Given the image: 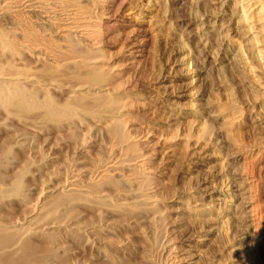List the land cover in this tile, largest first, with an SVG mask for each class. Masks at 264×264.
Masks as SVG:
<instances>
[{
  "label": "rangeland",
  "instance_id": "1",
  "mask_svg": "<svg viewBox=\"0 0 264 264\" xmlns=\"http://www.w3.org/2000/svg\"><path fill=\"white\" fill-rule=\"evenodd\" d=\"M158 1L108 0L107 2L106 0L105 4L104 0H101L106 7L111 3L110 5L114 7L113 10H118V12H115V14L117 13L116 15L113 14L114 12H112V15L111 13L109 15L106 14L107 12L105 13L104 10H102L104 11L102 12L97 10L98 8L92 9V16L94 21L96 20V26L94 27L95 29L91 28V30L101 31L103 37L98 31L93 34L94 40L92 43L96 45L90 43L89 45L91 46H89L88 43L82 42L86 48L85 50L81 48L83 49L82 56H85V62L89 67L91 68L92 66L91 69H93V66L96 64L94 68L95 70L98 68L99 70H97V72H99L97 73L94 69L93 70L99 74H96L97 79L100 77L113 78L116 74L117 77L113 78L115 83L113 87L108 89V91L110 90L113 93L107 92L109 94L106 96V92L103 91L102 95H105V98L107 97L106 99L101 96L102 99L104 98L103 101L101 98H98L100 101L98 100L99 102H97L95 98H89L91 101L93 99V101H95V103H90V100L87 102L85 101L88 97L87 99L83 97V100L79 97L78 100L71 97V94H66L61 91L62 88L60 89L57 87L60 89L58 90L57 88L55 89V85L53 86V77L56 76L58 79L60 76V80L63 79L66 81L67 78V80L72 79V81L69 82L71 84L76 82V84H74L75 87L78 86L76 88H79V92L83 91L81 84L78 85L79 79L73 80V78H71L74 74H71L70 78L68 74L66 78L65 71L63 70V73V71H61L62 69H59L61 64L66 65V60H71L69 62L76 63V65L80 66L81 61H78L80 59L72 55L70 56L68 51L72 43H68V41H62L64 43L60 42L58 39V34L60 32H57V30L53 32V28L49 27L52 29L50 30L48 27H45L43 22H39L42 18L41 15L30 13L23 0L20 4L19 12H15L14 9L8 7V0H0V15L2 10L5 11V9H7V18L0 19V122L3 121L0 123V144L6 142L3 144L4 146L0 145V147H7V150L5 148H2L4 151L0 149V153H5V157L1 154L0 157L8 159L4 160L5 164H1V166H5L2 167L3 169H0L5 172V177L10 176L6 178L7 180L11 181V177H14V181L15 179H19L20 181L23 180L21 182L20 191L25 194L24 192L29 190L26 192L25 197H27V201L30 200L31 202L28 203L34 206L38 198L40 199L46 196L47 190L53 187L54 190H56L53 192V195H50L53 198L51 200L49 197L50 199H48V202L54 201L53 199L56 200L57 197L55 198V195L60 198L58 195L60 191L58 190V186H60L59 181L62 179L64 180L66 177L68 179H73L72 176L75 175L77 178L79 177V184L86 185L92 181V179H97L94 177L95 175H93L95 171H98L103 165L105 167L108 166V164H114L113 167L111 166V169H117L108 172V175L110 174L109 176L121 180L123 177L121 178L119 174L122 172L121 169L124 165L125 167L128 166L131 170L135 167L132 171L125 168L123 169L122 176L125 178H123L125 181L123 179L121 180L123 186L124 183L129 185L128 182H131L130 185L133 186L131 187L125 184L126 186H124V188L122 187L123 190L121 194L118 193L115 185V188L113 187L112 183H110L111 181L109 182L110 184L108 182L102 184V186H100L102 189L97 188L99 191L102 190L100 191V193L103 192L101 194L102 197H109H105L107 200L104 198L107 201H105V205L102 199L99 206L97 204L95 208L88 207V209L83 208L81 210L83 214L80 215V213L79 216H81V221L84 220L83 228L85 229L81 228L79 229L81 232L76 231L74 234L72 233L73 235L68 237L67 235L70 229L68 230L67 227L66 230V226L63 227L60 238L62 235L63 237L61 240L59 239L60 242L62 241L60 244H66L64 245V249L68 248L66 254H69V257L72 255L71 257L77 258V260L75 259L77 262L75 264H108L109 262V264H114L113 260L116 262L115 264H142L145 260V264H264V246L256 243L253 238L254 235L257 237L261 234L264 237V96L261 94L264 92V89H262V85L260 86L264 80L261 79L264 77V66L261 65L263 64L261 60H258L259 58L254 51L255 48L252 50L253 42H251L250 33L248 34L247 27L244 25L245 23L240 19L239 3L238 5L235 4V0H208L204 4L199 3L197 0ZM45 4L46 8L48 7L50 11L52 10L51 15H53V10L54 12L55 10L57 11L55 14L59 20L72 13L71 7H64L66 8L64 9L63 6L57 4L55 5L56 7L53 8L52 0H46ZM163 4H165V8L167 7V9L164 8ZM159 6L161 7L159 8ZM115 7L118 9L115 10ZM99 11L104 16L101 15ZM108 15L110 17H107ZM8 18L11 19L9 20ZM26 19H29L28 22ZM238 19L241 22L240 24ZM30 25L32 27H30ZM35 25L37 27H35ZM32 28L34 29L31 30ZM36 34L45 39L46 42H44L47 46L43 45V47H37L34 44V39L32 40V38H35L33 36H36ZM25 35L29 37L32 43L27 42L26 37H24ZM4 38L5 40L2 42ZM50 39L51 41H55V45L53 42L49 41ZM77 42L79 41L77 40ZM77 42L74 43V46L83 45L80 44L81 42L77 45ZM48 45L50 46L49 48L54 47L56 50L58 49L59 51L55 50L58 54L63 50L61 57L65 59H60L61 61L63 60V62L60 61V63L59 59L56 60L55 57H53V51L51 52L53 49H48ZM64 45H67L68 49H64ZM86 46H88L89 49ZM45 51H49L50 54ZM84 51L88 52L87 54L90 56H87ZM65 54H67V57ZM59 56L60 55L56 58H61ZM90 58H92V60ZM35 59L38 60L36 61ZM75 59H77V62H74ZM56 63L58 64L56 65ZM13 64L14 66H10ZM65 65L62 67H65ZM2 72L6 73V76L5 74L2 76ZM261 72L263 74L262 76ZM60 73L63 75H60ZM254 74H256V76ZM83 75L79 77L85 78L86 74ZM14 76L17 77V79ZM258 76L262 82L259 79V83H257L258 79L254 77ZM42 80H46L44 84H42ZM8 86L11 87L8 88ZM16 87L18 90H16ZM112 88L113 90H111ZM95 92L101 94L102 91L100 92L99 89L92 91V93ZM10 93L13 95L5 96V94ZM1 94L5 98L2 97ZM256 95L258 97H256ZM75 99L77 101H74ZM105 100L107 102H104ZM78 101L80 103L83 102V104L87 103V105L85 104V106H83L80 103L78 104ZM69 104L73 107H68ZM74 105L75 107L79 106V108L76 107L77 110L73 109L75 108ZM113 105L116 108L120 106V110L117 111L115 108L117 112L111 113L112 111H108L110 108L113 110ZM81 106L83 107L81 108ZM118 112L119 114H117ZM225 119L228 122L234 119L232 121L234 125L231 123L228 127L229 131H232V135H234H230L234 138L233 143L230 142V139L228 140L226 132L221 130L222 126L220 124ZM49 121L50 123L48 124L47 122ZM116 122L121 130H123L122 135L126 136H124L125 140L128 141L127 144L126 141H124L126 146H128L129 143L131 144L132 140V146L134 143V145L137 144L136 148L134 147L136 151L131 150L134 149L132 146V148L129 147L130 151L124 148L125 144L123 143L122 147L120 146L121 144L118 145L119 147L113 146V144H111L113 143V137L111 140L107 139L108 137L105 135L110 134L109 137L111 138L113 130L117 127L113 125H116ZM61 123H63L65 127L61 126ZM59 124L62 127L61 129L60 126H58ZM107 126H109L112 131L109 130ZM69 127L73 128L70 129ZM130 135L131 137H129ZM176 135H178V138ZM139 141L141 143L145 142V144L149 143L150 148L141 147ZM236 141L237 143H235ZM183 143L186 145H183ZM6 144L10 145L8 146ZM103 145L105 147H103ZM172 145L175 147L174 149L176 151H173V148L169 147ZM110 147H113L114 150H116V148H124L128 150V154L127 151L124 152L125 150L122 149L123 152L117 153V156L113 153V148L112 151ZM234 147H236L237 150ZM233 148L235 150H233ZM149 150L151 151L149 152ZM152 150H154V152ZM145 153L147 155H145ZM137 155H143L142 157L144 160L149 163L145 165L147 171L145 168V170H143L145 171L144 173H142V170L136 168V165L143 160V158H138ZM134 159L136 160L134 161ZM99 160L101 164H99ZM122 162H128V164L125 163L122 166ZM99 165H101V167ZM260 166L261 168H259ZM90 169L91 171L94 170L92 171L93 173ZM15 175H17L16 177L19 176V178H15ZM86 176L88 178H86ZM144 176L147 178L145 179ZM159 176H161V183L156 182V178ZM143 177L145 180H143ZM129 178H131V181ZM10 181H8V183H10ZM54 182H57V184ZM56 185L57 188L55 187ZM235 185H242L246 188L244 196L247 197L246 201L248 200L249 205L246 209L248 214L247 221L240 220L236 217L234 218V216L231 215L233 210L232 205L241 202L239 195L236 194L237 188ZM25 186L27 190H25ZM157 189H159V192ZM109 190H112V192L110 193ZM113 190L115 193H113ZM156 191L157 193H154ZM56 192H58V194H56ZM142 192H144L143 194H148L150 197L152 195L150 202L149 199L148 203L147 199H136V196L139 197V194L142 195ZM159 193L160 195H158ZM117 196H119V198ZM109 199H112L111 202ZM119 200L122 201L119 203ZM188 201L193 210H197L200 214L202 213L200 216L201 219H185L187 218L185 207ZM55 202L51 203L53 207L57 204ZM83 202L89 203V200L87 199ZM134 202H139L141 205L143 204L144 207L141 206L143 209H141L139 205L136 206L138 207L137 209L133 207L132 204H134ZM121 206L124 208L122 207V209H120ZM131 206L132 208H130ZM147 206L151 207L149 209L152 211L148 218L151 215L153 216L149 219H147V217L140 218L143 214L142 212H138L141 214H138L140 216H138V218H140L138 219L136 216L137 213L135 212L137 210H147ZM103 207L104 212H102ZM133 208L136 211H134ZM24 209L26 208L24 207L22 209H16L14 212L12 211L14 213L13 216L17 215L18 217L27 215ZM106 210L114 211V214H112L113 216L110 215L109 218L111 219L108 218V221H106L107 219L105 216L106 220L102 218V215L106 214ZM148 211V213H150V210ZM131 214L134 216H131ZM216 216L219 218H215ZM134 218L138 219H136L137 223H135ZM122 220L124 221L122 222ZM158 220H160V222ZM116 221L117 223H115ZM21 226L23 227V225ZM91 226L94 228L92 232L89 231ZM101 233L104 234L102 235ZM97 234L99 235L97 236ZM80 236L82 238L84 236V238L81 239ZM155 238L156 240H154ZM67 243L72 246L70 247ZM54 244L55 246L57 245L53 243V247ZM60 244L58 241V245ZM171 244L179 246V248L176 249L177 253L174 252L175 250L172 252L168 250L171 249ZM155 248L156 251H154ZM242 248H244V250ZM39 249L40 248H38V250ZM64 249L61 248V250ZM41 251L43 252V250H40V253ZM182 251H186V255L188 256L178 261L176 259V254H180ZM98 252L99 254H97ZM44 253L45 252H43V254ZM44 255L46 257V254ZM44 255L39 256L44 258ZM75 255H77V257ZM106 255L108 259H106Z\"/></svg>",
  "mask_w": 264,
  "mask_h": 264
},
{
  "label": "bare ground",
  "instance_id": "2",
  "mask_svg": "<svg viewBox=\"0 0 264 264\" xmlns=\"http://www.w3.org/2000/svg\"><path fill=\"white\" fill-rule=\"evenodd\" d=\"M7 1V0H6ZM9 2H7V4L9 5L8 7H10V8H12V9H14V11L15 12H19L20 11V4L22 3V0H8ZM24 1V3L26 4H24L25 6H27V8H28V11L31 13H37V14H40L41 15V21H39V22H43L44 23V25H45V27H50V28H53V32H55L56 30H57V32H60L58 35V39L60 40V42H62V41H68V43H72L71 45V47H70V49L68 50L69 51V53H70V56L72 55L73 57H78L80 60H78V61H81V63H80V66L79 65H76V63H73V62H69V61H71V60H69V61H67L66 60V65H65V67H62V66H64L63 64H61V66H60V68L59 69H62L61 71H65V74H66V78H67V75L69 76V78H70V75L71 74H74L73 76H71V78H73V80H78L79 79V81H78V85H80L81 84V86L83 87V91H80V92H82V93H80L79 92V88H76V87H78V86H76L75 87V85L74 84H76V82L72 85L69 81H72V79H70V80H67L66 78H64V79H66V81H64L62 78V80H60L59 78H60V76H59V78L57 79L56 78V76L55 77H53V86L55 85L56 87H55V89L58 87V88H62V90L61 91H63V92H65L66 94H71V97H74V98H76V99H78L79 97H80V99L81 100H83L84 98L83 97H86L85 99H87V97H88V99L87 100H85L86 102L87 101H89L90 99H92V98H95L96 99V101L97 102H99L100 100V98L102 99V97H104L105 98V95H102L103 94V91H105L104 93L106 94V96H107V94H109V93H107V92H111L110 90L108 91V89H110L111 87H113V84H115L114 83V80H113V78L114 77H117V74H116V76L114 75L113 76V78H103V77H100L99 79H97V75H99V74H97L98 72H97V70H99L98 68H97V70H95V66H96V64H95V66H93V69L97 72H95L93 69H91L92 68V66H91V68L89 67V65L85 62V56H82L83 54V49H81V48H84V50L86 49L85 48V45L83 44V43H88V45L91 43L92 45L94 44V43H92L93 42V34L95 33V32H98L99 30H91V28H93V29H95L94 27L96 26V24H95V21H94V19H93V16H92V9L94 8V9H96V8H98L97 10H100V11H102V10H104L105 11V13L106 14H109L110 15V13H111V15H112V12H114L113 14H115V12H118V10L117 11H114L113 10V6H111L109 3H107V4H109L107 7H106V0H104V2H105V4L104 3H102L101 2V0H52L53 1V8H55L56 6L55 5H57V4H59V5H61V6H63V8L64 7H71V10H72V13H70V14H68V15H66L65 17H63V18H60L61 20H59V18L56 16V10H55V12H54V10H53V15H51L52 14V10L50 11L49 9H48V7L46 8L45 7V2H46V0H23ZM158 1V0H157ZM161 1V0H160ZM199 3H206L208 0H197ZM210 1V0H209ZM224 1V0H223ZM2 2V1H1ZM107 2H108V0H107ZM159 2V1H158ZM171 2V1H170ZM196 2V1H195ZM197 2V3H198ZM113 3V2H112ZM123 3V2H122ZM238 3H239V12H240V19H241V21L242 22H244L245 24L244 25H246L245 27H247V31H248V34L250 35V37H251V39H252V41L251 42H253V49L252 50H254V48H255V52H256V56L259 58L258 60L260 61L261 60V62L263 63V64H261V65H263L264 66V0H235V4H237L238 5ZM5 4H6V2H5ZM104 4V5H103ZM167 4V3H166ZM202 4V5H203ZM115 5V4H114ZM164 5V8H165V4H163ZM168 5V4H167ZM199 5V4H198ZM49 6V5H48ZM236 6V5H235ZM117 7V6H116ZM115 7V10L116 9H118V8H116ZM161 6H159V8H160ZM176 7V6H175ZM206 7V6H205ZM215 7V6H214ZM213 7V8H214ZM219 7V6H218ZM9 8V9H10ZM62 8V7H61ZM67 8V9H68ZM164 8H162V9H164ZM170 8V7H169ZM209 8V7H208ZM212 8V7H211ZM51 9V8H50ZM64 9H66V8H64ZM63 9V10H64ZM165 9H167V7L165 8ZM164 9V10H165ZM173 9V8H172ZM7 9H5V11H3L2 10V13H1V15H0V19H2V18H7V11H6ZM96 10V11H97ZM169 10V9H168ZM210 10V9H209ZM218 10V9H217ZM11 11V10H10ZM67 11V10H66ZM96 11H94V12H96ZM99 11V12H100ZM104 11H102V12H104ZM233 11V10H232ZM67 12H69V11H67ZM71 12V11H70ZM98 12V11H97ZM160 12V11H159ZM104 13V14H105ZM163 13H164V11H163ZM162 13V14H163ZM195 13V12H194ZM232 13V12H231ZM234 13H235V11H234ZM12 14V13H11ZM60 14V13H59ZM100 14H101V12H100ZM117 14V13H116ZM115 14V15H116ZM160 14V13H159ZM16 15H19V14H16ZM39 15V16H40ZM101 15H103V14H101ZM107 16V17H110V16ZM114 15V16H115ZM167 15V14H166ZM53 16V17H52ZM104 16V15H103ZM22 17V16H21ZM16 18V17H15ZM115 18V17H114ZM9 19V18H8ZM11 19V18H10ZM9 19V20H10ZM14 19V18H13ZM20 19V18H19ZM99 19V18H98ZM97 19V20H98ZM15 20V19H14ZM13 20V21H14ZM27 20V19H26ZM29 20V19H28ZM28 20H27V22H28ZM101 20V19H100ZM239 20V19H238ZM25 21V20H24ZM31 21V20H30ZM59 21V22H58ZM107 21V20H106ZM3 22V21H2ZM2 22H1V24H2ZM26 22V23H27ZM97 22H99V21H97ZM96 22V23H97ZM239 22V24L241 23L240 22V20L238 21ZM214 23V22H213ZM9 24V23H8ZM28 24V23H27ZM26 24V25H27ZM104 24V23H103ZM108 24V23H107ZM227 24V23H226ZM243 24V23H242ZM7 25V24H6ZM106 25V24H105ZM104 25V26H105ZM203 25V24H202ZM107 26V25H106ZM105 26V27H106ZM214 26V25H213ZM222 26H223V24H222ZM13 27V26H12ZM29 27V26H28ZM30 27H32L31 25H30ZM35 27H37L36 25H35ZM198 27V26H197ZM203 27V26H202ZM227 27H229V26H227ZM4 28H5V25H4ZM26 28V27H25ZM49 28V29H50ZM222 28V27H221ZM221 28H220V30H221ZM242 28V27H241ZM7 29V28H6ZM34 28H32L31 30H33ZM36 29V28H35ZM99 29V28H98ZM243 29V28H242ZM17 30H19V29H17ZM25 30V29H24ZM50 30H52V29H50ZM105 30V29H104ZM241 30V29H240ZM29 31V30H28ZM228 31V30H227ZM245 31V30H244ZM32 32V31H31ZM36 32V31H35ZM38 32V31H37ZM40 32V31H39ZM47 32H49V31H47ZM223 32V31H222ZM241 32V31H240ZM99 33L101 34V31H99ZM206 33V32H205ZM209 33V32H208ZM35 34V33H34ZM40 34V33H39ZM38 34V35H39ZM226 34H228V33H226ZM248 34H247V36H248ZM1 35V34H0ZM102 35V34H101ZM42 36V35H41ZM77 36V37H76ZM24 37H26V39H27V42H31L32 43V41L31 40H29V37L27 36V35H25ZM33 37H35V38H32V40L34 41V44L37 46V47H43V45H45V46H47L46 45V41H45V39H43L42 37H39V36H37V34H36V36L34 35ZM45 37V36H44ZM102 37H103V35H102ZM46 38H48V37H46ZM243 38V37H242ZM2 39V38H1ZM7 39V38H6ZM31 39V38H30ZM52 39V38H51ZM51 39L49 40L50 42H55V41H51ZM79 41V42H81L80 44H83L84 45V47H83V45H81V46H79L78 45V43L79 42H77V40ZM214 39V38H213ZM4 40H5V38L3 39V41L2 42H4ZM209 40V39H208ZM26 41V40H25ZM45 41V42H44ZM70 41V42H69ZM198 41V40H197ZM201 41V40H200ZM6 42V41H5ZM26 42V43H27ZM77 42V45L79 46V48H78V46L76 47V46H74V43H76ZM83 42V43H82ZM215 42H216V40H215ZM250 42V43H251ZM24 43V42H23ZM58 43V42H57ZM62 43H64V42H62ZM201 43V42H200ZM206 43V42H205ZM230 43V42H229ZM5 44V43H4ZM48 44H49V42H48ZM66 44V43H65ZM207 44V43H206ZM241 44V43H240ZM252 44V43H251ZM31 45V44H30ZM54 45H55V43H54ZM58 45V44H57ZM67 45H64L63 47H65L64 49H66L67 48ZM94 45H96V44H94ZM204 45V44H203ZM22 46V45H21ZM34 46V45H33ZM35 46V47H36ZM44 46V47H45ZM89 46H91V45H89ZM205 46V45H204ZM214 46V45H213ZM243 46V45H242ZM241 46V47H242ZM50 46L48 45V49H53V50H51V52L53 51V57H55V59L57 60V59H59V62L61 61L60 59H65L64 57L62 58L61 57V54H62V51H61V53L60 54H58L56 51H59L58 49L56 50V48H49ZM56 47V46H55ZM87 48H88V46H86ZM240 47V46H239ZM250 47V46H249ZM96 48V47H95ZM251 48V47H250ZM1 49V48H0ZM68 49V48H67ZM89 49V48H88ZM91 49V48H90ZM228 49V48H227ZM240 49V48H239ZM239 49H237V50H239ZM9 50V49H8ZM7 50V51H8ZM31 50V49H30ZM56 50V51H55ZM199 50V49H198ZM236 50V51H237ZM244 50V49H243ZM248 50V49H247ZM38 51H39V49H38ZM96 51V50H95ZM3 52V51H2ZM25 52H27V51H25ZM45 52H47V51H45ZM49 52V51H48ZM47 52V53H48ZM84 52H86V51H84ZM203 52V51H202ZM239 52V51H238ZM7 53V52H6ZM24 53V52H23ZM64 53H65V51H64ZM64 53H63V56H64ZM88 52H86V54H87ZM199 53H200V51H199ZM240 53V52H239ZM2 54V53H1ZM25 54V53H24ZM41 54V53H40ZM49 54H50V52H49ZM81 54V55H80ZM85 54V55H86ZM240 54H242V53H240ZM252 54V53H251ZM52 55V54H51ZM58 55H60L59 57H61V58H56ZM213 55V54H212ZM41 56H43V55H41ZM45 56V55H44ZM65 56L67 57V54H65ZM87 56H90L89 54H87ZM46 57V56H45ZM39 58V57H38ZM50 58V57H49ZM236 58V57H235ZM6 59V58H5ZM16 59V58H15ZM54 59V60H55ZM71 59H74V58H71ZM91 60H92V58H90ZM89 59V60H90ZM204 59V58H203ZM203 59H202V61H203ZM237 59V58H236ZM2 60V59H1ZM10 60V59H9ZM36 60V59H35ZM38 60V59H37ZM36 60V61H37ZM40 60V59H39ZM45 60V59H44ZM77 59H75V61L74 62H77L76 61ZM227 60V59H226ZM13 61V60H12ZM12 61H11V63H12ZM27 61V60H26ZM42 61H43V58H42ZM86 61H88V60H86ZM257 61V60H256ZM5 62V61H4ZM55 62V61H54ZM58 62V63H59ZM61 62H63V60L61 61ZM60 62V63H61ZM89 62V61H88ZM204 62V61H203ZM249 62V61H248ZM260 62V63H261ZM2 63V62H1ZM23 63V62H22ZM30 63V62H29ZM46 63H47V61H46ZM58 63H56V65L58 64ZM253 63V62H252ZM19 64V63H18ZM26 64V63H25ZM48 64V63H47ZM6 65V64H5ZM16 65V64H15ZM38 65V64H37ZM55 65V64H54ZM53 65V66H54ZM92 65H93V63H92ZM200 65V64H199ZM10 66H14V64L13 65H10ZM10 66H8V67H10ZM46 66V65H45ZM262 66V67H263ZM57 67V66H56ZM55 67V68H56ZM59 67V66H58ZM98 67V66H97ZM101 67V66H100ZM104 67V66H103ZM10 68H13V67H10ZM20 68V67H19ZM65 68V69H64ZM250 68H252V67H250ZM9 69V68H8ZM15 69V68H14ZM32 69V68H31ZM263 69V68H262ZM6 70V69H5ZM12 70V69H11ZM104 70H105V68H104ZM248 70H250V69H248ZM60 71V72H61ZM64 71H63V73H64ZM18 72V71H17ZM252 72V71H251ZM257 72H259V71H257ZM3 73V72H2ZM24 73V72H23ZM58 73H59V71H58ZM118 73V72H117ZM119 73H121V72H119ZM125 73V72H124ZM209 73V72H208ZM255 73V72H254ZM5 74V76H6V73H3L2 74V76ZM64 74V75H65ZM77 76H76V75ZM83 74H86V77L85 78H80L79 76L80 75H83ZM97 74V75H96ZM113 74V73H112ZM260 74V73H259ZM264 74V73H263ZM262 74V72H261V76L263 75ZM8 75V74H7ZM19 75V74H18ZM27 75V74H26ZM60 75H63V74H61L60 73ZM255 76H256V74H254ZM34 76V75H33ZM84 76V75H83ZM112 76V75H111ZM110 76V77H111ZM264 76V75H263ZM15 77V76H14ZM38 77V76H37ZM63 77V76H62ZM119 77V76H118ZM259 77V76H258ZM258 77H254V78H257L258 79V82L257 83H259V79H260V77L258 78ZM5 78V77H4ZM16 79H17V77H15ZM31 78V77H30ZM51 79V78H50ZM256 79V80H257ZM261 79H264V77H262ZM260 79V81L262 82V80ZM32 80H33V78H32ZM36 80V79H35ZM35 80H34V83H35ZM117 80V79H116ZM222 80H224V79H222ZM4 81V80H3ZM6 81H8V80H6ZM43 81V83L42 84H44V81H46V80H42ZM41 81V82H42ZM51 81V80H50ZM241 81V80H240ZM36 82H38V81H36ZM239 82V81H238ZM260 82V83H261ZM14 83V82H13ZM39 83V82H38ZM47 83V82H46ZM51 83V82H50ZM49 83V84H50ZM240 83V82H239ZM242 83V82H241ZM253 84V83H252ZM40 85V84H39ZM258 85V84H257ZM262 85V89H264V80H263V82L260 84V86ZM80 86V88L82 89V87ZM1 87V86H0ZM5 87V86H4ZM7 87V86H6ZM9 87H11V86H8V88ZM42 87V86H41ZM134 87V86H133ZM133 87H131V88H133ZM247 87V86H246ZM57 88V89H58ZM221 88V87H220ZM5 89V88H4ZM14 89V88H13ZM60 89H58V90H60ZM95 89H99L100 90V92H101V94L100 93H92V91L93 90H95ZM116 89V88H115ZM261 89V90H262ZM7 90V89H6ZM5 90V91H6ZM16 90H18L17 89V87H16ZM107 90V91H106ZM111 90H113V88L111 89ZM256 90V89H255ZM98 91V90H97ZM233 91V90H232ZM235 91V90H234ZM258 91V90H257ZM0 92H1V90H0ZM11 92V91H10ZM17 92V91H16ZM15 92V93H16ZM262 92H263V90H262ZM4 93V92H3ZM2 93V94H3ZM8 93H9V90H8ZM14 93V92H13ZM111 93H113V92H111ZM110 93V94H111ZM124 93V92H123ZM259 93V92H258ZM264 93V92H263ZM263 93H261L263 96H264V94ZM1 94V95H2ZM12 93H10V94H5V96H7V95H11ZM125 94V93H124ZM13 95V94H12ZM11 95V96H12ZM72 95H74V96H72ZM258 95V94H257ZM256 95V97H258ZM69 96V95H68ZM102 96V97H101ZM109 96V95H108ZM238 96V95H237ZM259 96H261V95H259ZM2 97H4L3 95H2ZM1 98V97H0ZM5 98V97H4ZM6 98H8V97H6ZM90 98V99H89ZM99 98V99H98ZM103 98V99H104ZM107 98V97H106ZM105 98V99H106ZM10 99V98H9ZM11 99H12V97H11ZM74 100V101H77V100ZM103 99H102V101H103ZM114 99V98H113ZM123 99V98H122ZM128 99V98H127ZM254 99H256V98H254ZM261 99V98H260ZM15 100V99H14ZM24 100V99H23ZM79 100V99H78ZM94 100V99H93ZM91 101L90 100V103L92 102V103H95V101ZM99 100V101H98ZM0 101H1V99H0ZM3 101V100H2ZM235 101V100H234ZM256 101V100H255ZM259 101V100H258ZM18 102V101H17ZM97 102H96V104H97ZM104 102H107L106 100L104 101ZM77 103V102H76ZM76 103H73V104H76ZM80 102L78 101V104H79ZM90 103H88V104H90ZM112 103H113V101H112ZM20 104V103H19ZM77 104V105H78ZM80 104H82L83 106H85V104L87 105V103H85V104H83V102L82 103H80ZM101 104V103H100ZM105 104V103H104ZM91 105V104H90ZM106 105V104H105ZM219 105V104H218ZM83 106H81V108L83 107ZM95 106V105H94ZM114 106V105H113ZM117 106V105H116ZM235 106V105H234ZM263 106V105H262ZM20 107H21V105H20ZM68 107H71V104H69V106ZM73 107V106H72ZM71 107V108H72ZM74 107H75V105H74ZM77 107V106H76ZM76 107L75 108H73V109H76ZM105 107V106H104ZM124 107V106H123ZM230 107V106H229ZM24 108V107H23ZM70 108V109H71ZM77 108H79V106L77 107ZM92 108V107H91ZM96 108V107H95ZM113 108V110L110 108V110H108V111H112L111 113H113V112H117V111H119L120 109V106L118 107L117 106V108L114 106V107H112ZM115 108L117 109V111L115 110ZM262 108V107H261ZM68 109V108H67ZM72 109V110H73ZM235 109H236V107H235ZM234 109V110H235ZM77 110V109H76ZM97 110V109H96ZM115 110V111H114ZM240 110V109H239ZM239 110H236V111H239ZM252 110V109H251ZM74 111V110H73ZM104 111V110H103ZM232 111V110H231ZM70 112V111H69ZM82 112V111H81ZM106 112H107V109H106ZM248 112V111H247ZM251 112V111H250ZM249 112V113H250ZM74 113V112H73ZM83 113V112H82ZM85 113V112H84ZM229 113H230V111H229ZM232 113V112H231ZM235 113V112H234ZM238 113V112H237ZM237 113H236V115H237ZM252 113V112H251ZM70 114V113H69ZM72 114V113H71ZM117 114H119V112L117 113ZM54 115V114H53ZM244 115V114H243ZM242 115V116H243ZM105 116V115H104ZM109 116V115H108ZM227 116V115H226ZM229 116V115H228ZM240 116V115H239ZM71 117V116H70ZM241 117V116H240ZM87 118V117H86ZM109 118V117H108ZM107 118V119H108ZM175 118V117H174ZM72 119V118H71ZM81 119V118H80ZM227 119V118H226ZM226 119L225 120H223L222 121V123L220 124L222 127V129L221 130H223L224 132H226V136H228V140L230 139V142H234V138H232L230 135H232L233 134V132L231 133L230 131H229V124L231 125V123H232V121L234 120H230L229 122L228 121H226ZM69 120V119H68ZM103 120V119H102ZM101 120V121H102ZM115 120H117V119H115ZM123 120V119H122ZM236 120V119H235ZM22 121V120H21ZM112 121V120H111ZM251 121V120H250ZM1 122H3V121H1ZM0 122V123H1ZM45 122V121H44ZM43 122V123H44ZM77 122V121H76ZM118 122V121H117ZM117 122H116V125L115 124H113L114 126H117V127H115V129L113 130V135L111 136V138L109 137L110 136V134H109V131H108V134L109 135H105L106 137H108L107 139H112V137H113V139H112V142L113 143H111V142H109V143H111V144H113V146H117V147H119L118 145H120L121 147H122V143L123 144H125V142L124 141H126L125 140V138H124V136L125 135H122L123 134V130H121V128H120V126H118L117 125ZM6 123V122H5ZM48 124L50 123V121L49 122H47ZM87 123V122H86ZM99 123V122H98ZM107 123V122H106ZM7 124V123H6ZM45 124H46V122H45ZM45 124H44V126H45ZM52 124V123H51ZM55 124H57V123H55ZM62 125L61 126H63V127H65L64 125H63V123H61ZM66 124V123H65ZM122 124V123H121ZM53 125V124H52ZM76 125V124H75ZM120 125V124H119ZM232 125H234L233 123H232ZM1 126V125H0ZM14 126V125H13ZM50 126V125H49ZM58 126H60V124L58 125ZM60 126V129L62 128ZM67 126H68V124H67ZM67 126H66V128H67ZM72 126H73V124H72ZM78 126V125H77ZM56 127V126H55ZM109 126H107V128H108ZM121 127H123V126H121ZM2 128V127H1ZM8 128V127H7ZM45 128V127H44ZM43 128V129H44ZM57 128V127H56ZM59 128V127H58ZM70 129H72L71 127H69ZM68 128V129H69ZM106 128V127H105ZM106 128V129H107ZM112 128H114V127H112ZM120 128V129H119ZM220 128V127H219ZM53 129V128H52ZM67 129V130H68ZM130 129V128H129ZM8 130V129H7ZM18 130V129H17ZM55 130V129H54ZM105 130V129H104ZM109 130H111L112 131V129H110V127H109ZM135 130V129H134ZM4 131V130H3ZM106 131V130H105ZM0 132H1V130H0ZM59 132V131H58ZM69 132H70V130H69ZM231 134H230V133ZM12 133V132H11ZM105 133V132H104ZM68 134V133H67ZM66 134V135H67ZM77 134V133H76ZM79 134V133H78ZM107 134V133H106ZM205 134V133H204ZM207 134V133H206ZM22 135V134H21ZM102 135V134H101ZM209 135H211V134H209ZM103 136V135H102ZM128 136V135H127ZM177 136V138H178V135H176ZM175 136V137H176ZM184 136V135H183ZM232 136H234V135H232ZM13 137H14V135H13ZM19 137H21V136H19ZM25 137V136H24ZM126 137V136H125ZM129 137H131V135L129 136ZM262 137V136H261ZM18 138V137H17ZM16 138V139H17ZM72 138V137H71ZM75 138V137H74ZM180 138H181V136H180ZM193 138V137H192ZM209 138V137H208ZM211 138V137H210ZM87 139V138H86ZM94 139V138H93ZM103 139V138H102ZM101 139V140H102ZM127 139V138H126ZM174 139V138H173ZM182 139V138H181ZM183 139H184V137H183ZM186 139V138H185ZM204 139V138H203ZM1 140V139H0ZM79 140V139H78ZM109 140V141H110ZM136 140V139H135ZM172 140V139H171ZM177 140V139H176ZM187 140V139H186ZM185 140V141H186ZM210 140V139H209ZM236 140V139H235ZM26 141H27V138H26ZM81 141V140H80ZM83 141V140H82ZM87 141V140H86ZM85 141V142H86ZM88 141H90V140H88ZM196 141H198V140H196ZM206 141H208V140H206ZM17 142V141H16ZM24 142H25V140H24ZM93 142V141H92ZM140 142V141H139ZM156 142H159V141H156ZM187 142V141H186ZM185 142V143H186ZM210 142V141H209ZM229 142V143H230ZM6 142H4L3 144H5ZM22 143H23V140H22ZM75 143V142H74ZM83 143V142H82ZM102 143V142H101ZM104 143V142H103ZM107 143H108V141H107ZM128 143V141H126V144ZM134 143V142H133ZM141 143V142H140ZM185 143H183V145L185 144ZM198 143V142H197ZM214 143V142H213ZM235 143H237V141L235 142ZM234 143V144H235ZM3 144H0L1 146H4ZM14 144V143H13ZM100 144V143H99ZM126 144H125V147L124 148H126V149H128L129 151H130V148L129 147H131L132 145V140H131V144H130V146H129V144H128V146H126ZM135 144V143H134ZM133 144V148L135 147L136 148V145H134ZM162 144H164V143H162ZM186 144H188V143H186ZM185 144V145H186ZM207 144H208V142H207ZM233 144V145H234ZM6 145H10V144H6ZM79 145V144H78ZM83 145V144H82ZM110 145V144H109ZM141 145V147L143 146V147H147V148H150V144L149 143H147V144H145V142L144 143H141L140 144ZM155 145H157V144H155ZM237 145V144H236ZM235 145V146H236ZM18 146V145H17ZM69 146V145H68ZM74 146H75V144H74ZM73 146V147H74ZM98 146V145H97ZM153 146V145H152ZM241 146V145H240ZM239 146V147H240ZM80 147V146H79ZM103 147H105L104 145H103ZM131 147V148H132ZM169 147H172L173 149V151H176L174 148V146L172 145V146H169ZM232 147V146H231ZM238 147V148H239ZM2 148H5V147H2ZM1 147H0V149H2ZM77 148V147H76ZM111 148V150H112V148L113 147H110ZM116 148V147H115ZM124 148H116V150H114V148H113V150H114V152L113 153H115V155H117V153L119 154L120 152H123V150L122 149H124ZM131 149V150H134V151H136V149ZM153 148V147H152ZM155 148V147H154ZM153 148V149H154ZM177 148V147H176ZM234 148H236V147H234ZM233 148V150H235ZM6 150H7V147L5 148ZM14 149V148H13ZM75 149V148H74ZM79 149H81V148H79ZM87 149V148H86ZM104 149H107V148H104ZM103 149V150H104ZM143 149V148H142ZM156 149V148H155ZM171 149V148H170ZM178 149V148H177ZM181 149V148H180ZM3 150V149H2ZM1 150V151H2ZM76 150H78V149H76ZM101 150V149H100ZM102 150V151H103ZM108 150V149H107ZM112 150V151H113ZM125 150V149H124ZM128 150H125L124 152H126L127 151V154H128ZM148 150V149H147ZM236 150H237V148H236ZM4 151V150H3ZM133 151V152H134ZM151 150H149V152H150ZM153 152H154V150H152ZM179 151V150H178ZM183 151V150H182ZM262 151V150H261ZM260 151V152H261ZM4 152H1L0 154L1 155H4V157H5V153L3 154ZM130 153V152H129ZM135 153H137V152H135ZM134 153V154H135ZM176 153V152H175ZM184 153V152H183ZM188 153V152H187ZM109 154V153H108ZM122 154V153H121ZM193 154V153H192ZM110 155V154H109ZM145 155H147L146 153H145ZM145 155H144V157H145ZM148 155H149V153H148ZM172 155V154H171ZM6 156H8V155H6ZM12 156V155H11ZM118 156V155H117ZM116 156V157H117ZM128 156V155H127ZM127 156H126V158H127ZM138 156V155H137ZM143 155H140V156H138V158H143L142 157ZM2 158V157H0V168H2V167H4V166H1V164H5V162H4V160H8V159H5V158ZM86 157V156H85ZM96 157V156H95ZM100 157V156H99ZM99 157H97V158H99ZM120 157H121V155H120ZM132 157V156H131ZM135 157V156H134ZM11 158V157H10ZM9 158V159H10ZM87 158V157H86ZM90 158V157H89ZM102 158V157H101ZM135 158H137V157H135ZM137 158V159H138ZM148 158V157H147ZM255 158V157H254ZM2 159H3V161H2ZM114 159V158H113ZM118 159V158H117ZM125 159V158H124ZM128 159V158H127ZM126 159V160H127ZM129 159H131V158H129ZM163 159V158H162ZM92 160V159H91ZM103 160V159H102ZM125 160V161H126ZM132 160H133V158H132ZM136 159H134V161H135ZM225 160V159H224ZM16 161V160H15ZM31 161V160H30ZM104 161V160H103ZM115 161V160H114ZM123 161V160H122ZM128 161V160H127ZM131 161V160H130ZM129 161V162H130ZM150 161V160H149ZM244 161V160H243ZM19 162V161H18ZM108 163H110L109 161H107ZM132 162V161H131ZM93 163H94V161H93ZM107 163V164H108ZM112 163H114V162H112ZM125 163H127L128 164V162H122V166H123V164H125ZM151 163V162H150ZM160 163V162H159ZM244 163V162H243ZM28 164V163H27ZM91 164V163H90ZM99 164H101V162H100V160H99ZM147 164H149V163H147V161L146 160H144V158H143V160H141L137 165H136V168L137 169H140V170H142V173H144L145 171H143V170H145V168H146V171H147V167L145 166V165H147ZM231 164V163H230ZM45 165H47V164H45ZM103 165V164H102ZM113 165L114 164H108V166H105L104 167V165L101 167V165H99L101 168L100 169H98V171H95L94 173L92 172V171H94V170H92L91 171V169H90V171L93 173V175H95L94 177L95 178H97V179H92V181H88L89 183H87L86 185H82V184H79V177L77 178L75 175H73L72 176V178L73 179H71V178H67L66 176V178L63 180L62 178V180H60L59 182V184H60V186H58L59 188H58V190H60L59 191V194H58V192H56V194H58L59 195V197L60 198H58V196L57 195H55L54 197L56 198L57 197V201L55 200V199H53L54 201H51L52 200V198L53 197H51L50 195H53V192L56 190H54V187L51 189H48L47 187V189L49 190H47V195L46 196H44V197H41L40 199L38 198V200H37V202H36V205H34V206H31L30 205V200L29 201H27L28 199H27V197H25L26 196V192L27 191H29V190H27L26 188V186H25V190H27L26 192H24L25 194H23V192L22 191H20V187H21V185H22V181H20L19 179H15V181L13 180V178L14 177H11V181L10 180H7L6 178H9V177H5L6 175H5V172H3L1 169H0V264H75V263H77L76 262V260H77V258H74V257H69V254L67 255L66 253V251H68V248L67 249H64L65 248V246L64 245H66V244H64V243H62V244H60L61 242H60V240H61V238L63 237V235H62V237L60 238V236H61V232H62V230H63V227L64 226H66V230H67V227H68V230L70 229V231H69V234L67 235L68 237H70L71 235H73L74 234V232H76V231H79V232H81V230H79V229H81V228H83L84 227V225H83V223H84V220L83 221H81L80 220V217L81 216H79V214L80 215H82L83 213L81 212V210L83 209V208H87L88 209V207H91V208H95V207H97V204H98V206H99V204L102 202V199H103V201H104V205H105V203L107 202L106 200V198H108L107 196H105V197H102V193H100V191H102V190H97V188H99V189H102V188H100V186H102V184H105L106 182H110V183H112V185H113V187H114V185H115V187H116V190L118 191V193H122V190H123V188H124V186H126V185H128L127 183H124V186H123V183H122V179L124 178V176H122V172L124 171L123 169L125 168V169H128V170H131L128 166H126L125 167V165H124V167H122V169H121V173L119 174V176L122 178L121 180H119V179H116V178H113V177H111V176H109L108 175V172H110V171H114L115 169H117V168H112L111 169V166L113 167ZM38 166V165H37ZM40 166V165H39ZM91 166V165H90ZM98 166V165H97ZM96 166V167H97ZM154 166V165H153ZM34 167V166H33ZM96 167H95V169H96ZM115 167H116V164H115ZM118 167V166H117ZM128 167V168H127ZM226 167V166H225ZM37 168V167H36ZM42 168H43V166H42ZM84 168H85V166H84ZM87 168V167H86ZM93 168V167H92ZM135 168V167H134ZM133 168V169H134ZM156 168V167H155ZM239 168V167H238ZM259 168H261V166L259 167ZM3 169V168H2ZM120 169H118V170H120ZM132 169V170H133ZM137 169H135V170H137ZM35 170V169H34ZM57 170V169H56ZM84 170V169H83ZM131 170V171H132ZM134 170V171H135ZM32 171H33V169H32ZM62 171V170H61ZM137 171H139V170H137ZM237 171V170H236ZM35 172V171H34ZM37 172H38V169H37ZM53 172V171H52ZM57 172V171H56ZM90 172V173H91ZM136 172V171H135ZM140 172V171H139ZM233 172H234V170H233ZM33 173V172H32ZM66 173V172H65ZM85 173V172H84ZM89 173V172H88ZM96 173V174H95ZM35 174V173H34ZM52 174V173H51ZM51 174H48V175H51ZM63 174V173H62ZM125 174V173H124ZM137 174V173H136ZM141 174V173H140ZM17 175H20V174H17ZM17 175H15V178H19V176L18 177H16ZM44 175V174H43ZM57 175V174H56ZM60 175V174H59ZM71 175V174H70ZM91 175V174H90ZM131 175V174H130ZM134 176H135V174H134ZM146 176V175H145ZM144 176V177H145ZM43 177H45V176H43ZM52 177V176H51ZM57 177V176H56ZM64 177V176H63ZM89 177H91V176H89ZM133 177V176H132ZM141 177V176H140ZM144 177H143V180H145L147 177H145V179H144ZM232 177V176H231ZM240 177V176H239ZM22 178V177H21ZM53 178V177H52ZM86 178H88L87 176H86ZM134 178V177H133ZM261 178V177H260ZM71 179V180H70ZM85 179V178H84ZM90 179V178H89ZM125 179V178H124ZM123 179V180H124ZM126 179H127V177H126ZM130 179V181H131V178H129ZM161 176H159V177H157L156 178V182L157 183H161ZM232 179V178H231ZM44 180V179H43ZM70 180V181H69ZM93 180H96V181H93ZM142 180V179H141ZM8 181H10V183H8ZM12 181H13V183H12ZM125 181V180H124ZM123 181V182H124ZM136 181V180H135ZM234 181V180H233ZM247 181V180H246ZM155 182V183H156ZM235 182V181H234ZM237 182V181H236ZM238 182H239V180H238ZM54 183H56L57 184V182H54ZM82 183V182H81ZM107 183V184H108ZM109 183V184H110ZM129 183V185H130V183L131 182H128ZM240 183V182H239ZM24 184V183H23ZM126 184V185H125ZM137 184H139V183H137ZM144 184V183H143ZM226 184V183H225ZM233 184V183H232ZM241 184H243V183H241ZM25 185H26V183H25ZM128 185V186H129ZM146 185V184H145ZM158 185V184H157ZM164 185V184H163ZM110 186V185H109ZM131 187L133 186V185H130ZM141 186V185H140ZM159 186V185H158ZM161 186H162V184H161ZM236 186V194H238L239 195V197H240V200H241V202L239 203V204H233L232 205V213H231V215H233L234 216V218L236 217V218H239L240 220H244V221H247V216H248V214H247V211H246V209L249 207V205H248V200L246 201V196H244V194H245V192H246V188L244 187V186H242V185H235ZM24 187V186H23ZM56 188H57V185L55 186ZM112 187V186H111ZM114 187V188H115ZM123 187V188H122ZM137 187V186H136ZM155 187V186H154ZM126 188V187H125ZM129 188V187H128ZM127 188V189H128ZM133 188H135V187H133ZM140 188V187H139ZM149 188V187H148ZM30 189V188H29ZM107 189V188H106ZM132 189V188H131ZM130 189V190H131ZM204 189V188H203ZM249 189V188H248ZM24 190V189H23ZM24 190V191H25ZM115 190V189H114ZM113 190V191H114ZM134 190V189H133ZM139 190V189H138ZM145 190V189H144ZM159 189H157V191H158ZM162 190V189H161ZM198 190V189H197ZM44 191H46V190H44ZM110 191V190H109ZM126 191V190H125ZM157 191L156 192H154V193H157ZM249 191V190H248ZM247 191V192H248ZM40 192V191H39ZM105 192V191H104ZM108 192V191H107ZM112 192V190L110 191V193ZM124 192V191H123ZM151 192V191H150ZM159 192V191H158ZM61 193V194H60ZM100 193V194H99ZM113 193H115V191L113 192ZM127 193V192H126ZM130 193H133V192H130ZM137 193V192H136ZM141 193V192H140ZM144 192H142V195L141 194H139L140 196L138 197V196H136V197H134V198H136V199H138V198H141V200H146L147 199V203H148V199H149V202H150V199H151V197H152V195H151V197L150 196H148V194L146 195V193L145 194H143ZM147 193H148V190H147ZM14 194H15V196H14ZM49 194V195H48ZM105 194H106V192H105ZM129 194V193H128ZM61 195V196H60ZM138 195V194H137ZM158 195H160V193L158 194ZM237 195V196H238ZM128 196V195H127ZM132 196V195H131ZM135 196V195H134ZM247 196H249V195H247ZM51 198V202H48V199H50ZM115 197V196H114ZM118 198H119V196H117ZM29 198V197H28ZM91 198V199H90ZM106 200H105V199ZM111 198V197H110ZM113 198V197H112ZM122 198V197H121ZM126 198V197H125ZM130 198H133V197H130ZM154 198V197H153ZM158 198V197H157ZM193 198V197H192ZM221 198V197H220ZM89 200V203H87V202H83L84 200ZM129 199V198H128ZM111 200L112 199H109V201L111 202ZM130 200H132V199H130ZM36 201V200H35ZM56 201V202H55ZM106 201V202H105ZM114 201V200H113ZM120 201H122V200H119V203H120ZM133 201V200H132ZM131 201V202H132ZM140 201V200H139ZM28 202H30V203H28ZM52 202H55V203H57V204H55L54 205V207H53V204L51 205V203ZM142 202V201H141ZM197 202V201H196ZM139 203V202H138ZM137 202H134V204H132V206L133 207H135L136 209L138 208V207H136V206H140V208H141V206H143V204H144V201H143V204L141 205L140 203L138 204ZM130 204V203H129ZM154 204V203H153ZM123 205H125V204H123ZM185 205V204H184ZM101 206V205H100ZM103 206V205H102ZM113 206H115V205H113ZM118 206V205H117ZM127 206H130V205H127ZM126 206V207H127ZM132 206L130 207V208H132ZM149 206V205H148ZM147 206V207H148ZM26 208V209H24V211H26V213H27V215H23V216H18L17 217V215H15V216H13V212H14V210H16V209H22V208ZM116 207V206H115ZM122 207L123 206H121V208L120 209H122ZM144 207V206H143ZM143 207L141 208V209H143ZM151 207H152V205H151ZM151 207H148L147 208V210H145L146 209V206H145V209L143 210V211H139V210H135L134 208H133V210L134 211H136L135 213H137V218H138V216L139 215H141V214H139L140 212H142V214H143V216H139L140 218H142V217H147V219H149V218H151V216H153V215H151L149 218H148V216L151 214V209H149V208H151ZM185 207V206H184ZM192 206H190L189 205V201L186 203V212H187V218H185V219H192V220H196L197 218L198 219H201L200 218V216H201V214L200 213H198L197 212V210H193L192 208H191ZM102 208V207H101ZM119 208V207H118ZM124 208V207H123ZM129 208V207H128ZM139 208V209H140ZM185 208H183V209H185ZM194 208V207H193ZM29 209V210H28ZM86 209V210H87ZM108 209H109V207H108ZM111 209V208H110ZM202 209H204V208H202ZM85 210V209H84ZM96 210H98V209H96ZM100 210H102V209H100ZM131 210V209H130ZM133 210H131V211H133ZM148 210H150V213H148L149 211ZM13 211V212H12ZM22 211V210H21ZM28 211V212H27ZM228 211V210H227ZM86 212V211H85ZM97 212V211H96ZM98 212H101V211H98ZM102 212H104V207H103V210H102ZM127 212H128V210H127ZM130 212V211H129ZM139 212V213H138ZM155 212H157V211H155ZM24 213V212H23ZM131 213V212H130ZM134 213V214H135ZM206 213V212H205ZM252 213V212H251ZM105 214V213H104ZM109 214V215H108ZM112 214H114V211L113 210H106V214L105 215H102V218L103 219H105V217H106V221H108L109 219H111V218H109L110 217V215H112ZM116 214V213H115ZM118 214H120V213H118ZM123 214V213H122ZM133 214V213H132ZM131 214V216H134V215H132ZM139 214V215H138ZM154 214V213H153ZM160 214V213H159ZM22 215V214H21ZM186 215V214H185ZM86 216V215H85ZM105 216V217H104ZM113 216V215H112ZM126 216V215H125ZM128 216V215H127ZM135 216V217H136ZM123 217V216H122ZM129 217V216H128ZM186 217V216H185ZM203 217V216H202ZM230 217H232V216H230ZM86 218V217H85ZM109 218V219H108ZM114 219H116L115 217H113ZM133 218V217H132ZM134 218L135 219V223H137L136 221L138 220V219H140V218ZM162 218V217H161ZM194 218H196V219H194ZM211 218H213V217H211ZM215 218H217V216L215 217ZM214 218V219H215ZM219 218V217H218ZM217 218V219H218ZM129 219V218H128ZM133 219V220H134ZM137 219V220H136ZM147 219H146V221H147ZM153 219V218H152ZM152 219H150V220H152ZM160 219V218H159ZM230 219V218H229ZM238 219V220H239ZM154 220V219H153ZM206 220V219H205ZM209 220V219H208ZM227 220V219H226ZM86 221H87V219H86ZM85 221V222H86ZM113 221V220H112ZM112 221H110V222H112ZM124 220H122V222H123ZM126 221V220H125ZM144 221H145V219H144ZM159 222H160V220H158ZM198 221V220H197ZM207 221V220H206ZM220 221V220H219ZM218 221V222H219ZM224 221V220H223ZM118 222H119V220H118ZM127 222H128V220H127ZM133 222V221H132ZM190 222V221H189ZM115 223H117V221L115 222ZM126 223V222H125ZM149 223V222H148ZM150 223H151V221H150ZM158 223V222H157ZM65 224V225H64ZM91 224H92V222H91ZM90 224V225H91ZM104 224V223H103ZM108 224V223H107ZM144 224V223H143ZM190 224V223H189ZM21 225H23V227L21 226ZM25 225H27V226H25ZM33 225V226H32ZM96 225V224H95ZM106 225V224H105ZM118 225V224H117ZM116 225V226H117ZM120 225V224H119ZM125 225V224H124ZM136 225V224H135ZM145 225V224H144ZM147 225V224H146ZM193 225V224H192ZM248 225V224H247ZM25 226V227H24ZM143 226V225H142ZM243 226V225H242ZM70 227V228H69ZM97 227V226H96ZM120 227V226H119ZM138 227V226H137ZM154 227V226H153ZM221 227V226H220ZM248 227V226H247ZM251 227V226H250ZM89 228V227H88ZM100 228V227H99ZM112 228V227H111ZM123 228H124V226H123ZM151 228V227H150ZM215 228V227H214ZM83 229H85V228H83ZM86 229H87V227H86ZM90 229V230H89ZM88 230L90 231V232H92L93 231V226H91L90 228H89ZM97 229V228H96ZM112 229H114V228H112ZM117 229V228H116ZM119 229V228H118ZM126 229H127V227H126ZM138 229V228H137ZM136 229V230H137ZM153 229V228H152ZM66 230H65V232H66ZM109 231H110V229H109ZM128 231V230H127ZM138 231V230H137ZM156 231V230H155ZM82 232H83V230H82ZM100 232H102V231H100ZM192 232V231H191ZM73 233V234H72ZM86 233V232H85ZM89 233V232H88ZM97 233H98V231H97ZM105 233V232H104ZM103 233V234H104ZM108 233H110V232H108ZM114 233V232H113ZM121 233V232H120ZM253 233V232H252ZM82 234V233H81ZM102 234V233H101ZM102 234V235H103ZM80 235V234H79ZM99 234H97V236H98ZM106 235V234H105ZM142 235V234H141ZM155 235V234H154ZM195 235V234H194ZM77 236H78V234H77ZM143 236V235H142ZM74 237H76V236H74ZM81 237V236H80ZM100 237H101V235H100ZM106 237V236H105ZM116 237H117V235H116ZM129 237V236H128ZM156 237V236H155ZM73 238V237H72ZM83 238H84V236H83ZM82 237H81V239H83ZM87 238V237H86ZM103 238V237H102ZM187 238V237H186ZM254 240L256 241V243H258V244H261V245H263L264 246V237L262 236V234L260 235V236H257L256 237V235H254ZM60 239V240H59ZM67 239V238H66ZM74 239V238H73ZM105 239H107V238H105ZM110 239V238H109ZM165 239V238H164ZM234 239V238H233ZM86 240V239H85ZM95 240V239H94ZM103 240H104V238H103ZM112 240V239H111ZM121 240V239H120ZM146 240V239H145ZM154 240H156V238L154 239ZM170 240V239H169ZM172 240V239H171ZM58 241H59V244L60 245H58ZM76 241V240H75ZM102 241V240H101ZM115 241V240H114ZM163 241V240H162ZM70 242V241H69ZM78 242H80V241H78ZM99 242V241H98ZM116 242V241H115ZM118 242V241H117ZM154 242V241H153ZM53 243H56L57 245V247L55 246V244H54V247H53ZM82 243V242H81ZM87 243V242H86ZM169 243V242H168ZM71 244H74V243H71ZM119 244V243H118ZM250 244V243H249ZM63 245V246H62ZM67 245H69L68 243H67ZM77 245V244H76ZM251 245V244H250ZM70 247L72 246V245H69ZM101 246V245H100ZM108 246V245H107ZM115 246V245H114ZM148 246V245H147ZM151 246V245H150ZM259 246V245H258ZM62 249H64V250H61V248ZM67 247V246H66ZM69 247V248H70ZM82 247V246H81ZM116 247V246H115ZM149 247V246H148ZM253 247V246H252ZM38 248H40L39 250H38ZM42 248V249H41ZM54 248V249H53ZM75 248V247H74ZM79 248V247H78ZM84 248H85V245H84ZM99 248V247H98ZM118 248V247H117ZM171 249H168V250H171V252L173 251V250H175L174 252H176L177 253V251H176V249H178L179 248V246H177V245H175V244H171V247H170ZM240 248V247H239ZM61 251H60V250ZM81 249V248H80ZM106 249V248H105ZM127 249V248H126ZM150 249V248H149ZM243 250H244V248H242ZM39 251V253H38V251ZM40 250H43V252H45L44 254H46V257H45V255L43 254V252L41 251V253H40ZM71 250H72V248H71ZM139 250V249H138ZM151 250H152V248H151ZM106 251V250H105ZM154 251H156V248H155V250ZM187 252H189L188 250H186ZM181 252L180 254H176V259L178 260V261H181V259L182 258H185L186 256H188V255H186V253L187 252ZM70 252V251H69ZM73 252V251H72ZM85 252V251H84ZM75 253V252H74ZM80 253V252H79ZM190 253V252H189ZM37 254H39L40 256H43L44 255V258L43 257H40L39 255H37ZM42 254V255H41ZM97 254H99V252L97 253ZM145 254V253H144ZM149 254H150V252H149ZM191 254V253H190ZM195 254V253H194ZM74 255V254H73ZM151 255H152V253H151ZM163 255V254H162ZM161 255V256H162ZM192 255V254H191ZM264 255V254H263ZM68 256V257H67ZM76 257H77V255H75ZM82 256V255H81ZM150 256V255H149ZM192 257V256H191ZM72 258H74V259H72ZM79 258H80V256H79ZM89 258V257H88ZM105 258V257H104ZM147 258V257H146ZM225 258V257H224ZM76 259V260H75ZM86 259V258H85ZM106 259H108L107 258V255H106ZM109 259H111V258H109ZM204 259V258H203ZM75 260V261H74ZM82 260V259H81ZM84 260V259H83ZM144 260V259H143ZM143 260H142V262H143ZM227 260V259H226ZM89 261V260H88ZM87 261V262H88ZM156 261V260H155ZM154 261V262H155ZM80 262V261H79ZM86 262V263H87ZM92 262V261H91ZM112 262V261H111ZM113 262H114V264L116 263L114 260H113ZM112 262V263H113ZM141 262V261H140ZM145 262H146V260H145ZM145 262L144 263H142V264H145ZM167 262V261H166ZM81 263V262H80ZM110 263V262H109ZM108 263V264H109ZM153 263V262H152ZM218 263V262H217ZM102 264V263H101ZM118 264V263H117ZM181 264V263H180ZM209 264V263H208Z\"/></svg>",
  "mask_w": 264,
  "mask_h": 264
}]
</instances>
